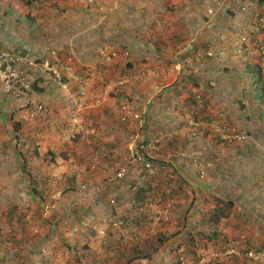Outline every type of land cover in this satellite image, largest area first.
<instances>
[{"label":"rangeland","instance_id":"obj_1","mask_svg":"<svg viewBox=\"0 0 264 264\" xmlns=\"http://www.w3.org/2000/svg\"><path fill=\"white\" fill-rule=\"evenodd\" d=\"M260 16L264 0H0L43 105L27 122L0 92V264H259L264 57L247 107L221 44L263 45ZM223 123L245 140L221 142ZM129 136L152 174L129 164Z\"/></svg>","mask_w":264,"mask_h":264},{"label":"built area","instance_id":"obj_2","mask_svg":"<svg viewBox=\"0 0 264 264\" xmlns=\"http://www.w3.org/2000/svg\"><path fill=\"white\" fill-rule=\"evenodd\" d=\"M76 2L77 0H73ZM94 0H85V3H91ZM208 13H211L208 10ZM254 30L260 36H264V18L259 17L256 19L254 24ZM56 52H51V55H55ZM97 54L103 59V61H109L116 57V52L110 51L106 54L103 53L101 49L97 50ZM208 56L210 54H207ZM261 55L264 57V48L261 49ZM26 58L19 57L12 51H7L0 49V92L2 95L7 97L15 106L21 109L22 120L27 122H32L43 112V105L32 99L31 96V82H30V70L35 69V65L31 60H25ZM69 58L66 60V71L72 70V64ZM26 67V68H24ZM42 67L50 69L47 62L42 63ZM80 95L83 96L84 92L81 89L79 91ZM198 99V95L195 96ZM81 104L78 108H81ZM73 123H76V119H72ZM217 129L218 139L223 143L239 142L245 140L246 136L243 133L235 131L226 124H221ZM130 150V165H138L141 170L148 174H152L150 164L145 161L143 154L139 151L141 145L138 144L137 138L134 136H129L128 142ZM202 172V171H201ZM122 170L114 172L112 179L119 180L123 177ZM84 186L81 190H84ZM85 225V224H84ZM245 255L253 262L264 264V251L255 252L253 250L246 251Z\"/></svg>","mask_w":264,"mask_h":264},{"label":"crops","instance_id":"obj_3","mask_svg":"<svg viewBox=\"0 0 264 264\" xmlns=\"http://www.w3.org/2000/svg\"><path fill=\"white\" fill-rule=\"evenodd\" d=\"M8 23V27L6 26H1L0 25V44L3 47H17V46H22L24 47L22 44L24 43V41L22 39L24 38H20L19 34L17 32H14L16 30V28L14 26H12V24L10 23V21H7ZM241 25V24H239ZM3 29L5 32H3ZM237 38L234 39H230L231 42H222L221 46L224 48L222 51V57L221 60L225 61V65L228 67H233L235 66V64L238 65L239 67V71L241 72L240 74H243L245 77L242 79L240 78L239 83L236 85V83H234L235 86V90L233 92V94L237 95V99L238 101L240 100L241 104H246L247 107L248 106H253V105H257L256 104V100L254 101L252 99V97H250V93H249V89L250 85H249V81L248 78L246 76H251L249 74L251 65L253 64V58H254V50H256L257 48L262 49L264 48V40L262 42L263 45H259L253 41H250L249 39H247L246 42L244 43H240L239 40H236ZM233 41V42H232ZM20 42V43H19ZM235 47V48H234ZM240 47V48H239ZM27 49V48H25ZM51 52H53L52 50H50V54ZM230 52L234 53L235 55H229ZM234 62H231L233 61ZM253 61V62H252ZM244 72V73H242ZM252 77H255V75H253ZM252 88L255 90H259L260 93V88H258L259 85V79L258 78H252ZM226 92H229V88H225ZM223 91V90H222ZM260 100H262V96L260 97ZM234 109V104H231V109ZM228 109V108H226ZM237 116L234 118V123L239 124L241 123L240 120H238V113L236 114Z\"/></svg>","mask_w":264,"mask_h":264},{"label":"trees","instance_id":"obj_4","mask_svg":"<svg viewBox=\"0 0 264 264\" xmlns=\"http://www.w3.org/2000/svg\"><path fill=\"white\" fill-rule=\"evenodd\" d=\"M260 17H262V16H260ZM262 18H264V17H262ZM261 37H262V36H261ZM17 47H18V46H17ZM0 49H4V50H7V51H12L13 53H15L16 55L19 56V54H17V52L15 51L16 47H3V46L0 44ZM259 50H260V49H259ZM19 57H23V56H19ZM259 97H261V96L259 95ZM18 126H19L18 124H14V125L12 126V131H13V132L16 131V129H17ZM139 151L141 152L142 150L139 149ZM143 156H144V159H145L146 162H148L149 164L152 163V161L149 160V158H148L146 155H143ZM22 163H23V165H24V160H22ZM21 170H22V168H21ZM141 171L144 172L143 170H141ZM213 236H214V232H213ZM125 264H127V262H125Z\"/></svg>","mask_w":264,"mask_h":264}]
</instances>
